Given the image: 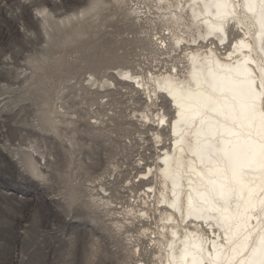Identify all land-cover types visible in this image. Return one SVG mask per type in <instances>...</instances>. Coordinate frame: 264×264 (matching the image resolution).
I'll list each match as a JSON object with an SVG mask.
<instances>
[{
  "label": "rangeland",
  "instance_id": "obj_1",
  "mask_svg": "<svg viewBox=\"0 0 264 264\" xmlns=\"http://www.w3.org/2000/svg\"><path fill=\"white\" fill-rule=\"evenodd\" d=\"M155 5L0 0V264H153L142 229L158 213L141 210L155 178L141 177L173 143L157 115L171 122L175 107L119 71L185 70V52L158 48L170 40ZM146 6L150 20L134 13ZM239 34L231 23V42Z\"/></svg>",
  "mask_w": 264,
  "mask_h": 264
},
{
  "label": "bare ground",
  "instance_id": "obj_2",
  "mask_svg": "<svg viewBox=\"0 0 264 264\" xmlns=\"http://www.w3.org/2000/svg\"><path fill=\"white\" fill-rule=\"evenodd\" d=\"M147 1L168 22L170 42L161 36L158 48L186 57L183 72L178 64L151 77L119 71L151 102L165 93L175 107L171 122L157 115L173 143L141 177L155 178L144 193L157 206L141 210L158 213L155 228L142 229L153 264H264V0ZM146 7L134 13L150 20L157 12ZM231 23L240 33L232 42Z\"/></svg>",
  "mask_w": 264,
  "mask_h": 264
}]
</instances>
